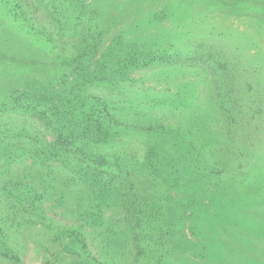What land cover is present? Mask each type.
<instances>
[{"label":"trees","instance_id":"1","mask_svg":"<svg viewBox=\"0 0 264 264\" xmlns=\"http://www.w3.org/2000/svg\"><path fill=\"white\" fill-rule=\"evenodd\" d=\"M18 1L17 15L41 40L57 42L56 25L69 27L76 37L74 51L58 52L61 76L24 79L1 97L0 158L62 165L87 193L77 201L81 223H62L48 215L45 192L17 178L11 196L0 200L1 257L21 262L10 242L25 224L42 222L55 231L62 250L73 255L69 264H162L176 245L174 216L195 212L199 202L205 205L200 196L192 195L194 188L211 192L207 195L215 196L213 201L220 205L228 193L235 196L237 191L252 200L262 194L264 200V180L251 184L250 170L258 161L254 148L264 131L263 102L241 94L233 98L234 87L217 85L219 97L203 115L175 123L158 118L152 110L161 100L143 89L137 97L128 87L135 86L141 66L156 59L168 66L170 55H142L134 44L122 52V35L117 34L93 63L105 34L93 10L78 0ZM238 1L216 0L226 7ZM173 99L176 109L186 105L185 95ZM27 122L40 130L29 128ZM131 134L147 140L142 158L118 147ZM163 178L171 179L172 187L182 193L172 211L170 198L159 187ZM57 203H64L63 193ZM113 207L122 209V223L107 226V257L102 259L82 227L104 226L106 210Z\"/></svg>","mask_w":264,"mask_h":264},{"label":"rangeland","instance_id":"2","mask_svg":"<svg viewBox=\"0 0 264 264\" xmlns=\"http://www.w3.org/2000/svg\"><path fill=\"white\" fill-rule=\"evenodd\" d=\"M78 1L93 10L105 30L93 63L117 34L122 35L119 45L122 52L134 44L142 55L172 57L168 66L157 59L141 66L135 75L138 80L135 86L128 87L137 97L143 89L150 97L161 100L160 107L152 110L158 118L168 117L169 122L175 123L194 118L198 113L203 115L219 97L215 94L217 85L234 87L233 98L241 94L264 103V0H240L229 7L216 0ZM18 4V0H0V100L24 79L50 80L61 76L58 52L74 51L73 30L56 25L53 29L57 42L41 40L32 32L33 26L28 27L17 15L21 10ZM42 19L45 20L44 15ZM179 94L185 95L186 105L176 109L173 98ZM27 126L40 130L30 122ZM121 143L118 147L128 154L144 156L147 147L144 136L131 134ZM254 152L258 161L250 169L251 184L257 186L258 181L264 180V131ZM17 178L34 183L45 192L48 215L54 220L81 223L77 201L87 189L70 170L59 164L52 167L32 164L26 158L13 163L0 158V200L4 195L11 196L9 191ZM172 183L171 179L163 178L159 186L171 200V211L182 197ZM237 192L235 196L228 193L220 205L213 201L215 196L207 195L211 192L194 188L192 195L200 196L205 205L199 202L195 212L174 216L178 228L173 230L176 245L162 264H264L263 195L257 194L252 200L244 192ZM61 193L64 203L59 205L57 198ZM106 216L104 226L82 227L91 248L102 259L107 257L104 247L107 226L121 224L123 211L119 207L108 208ZM10 243L21 262L0 256V264H69L73 259L72 254L62 250L55 231L42 222L25 224ZM126 252V257H130L129 245Z\"/></svg>","mask_w":264,"mask_h":264}]
</instances>
